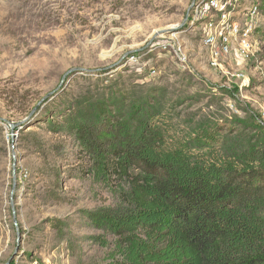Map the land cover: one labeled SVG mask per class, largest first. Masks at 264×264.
Segmentation results:
<instances>
[{"label": "rangeland", "instance_id": "rangeland-1", "mask_svg": "<svg viewBox=\"0 0 264 264\" xmlns=\"http://www.w3.org/2000/svg\"><path fill=\"white\" fill-rule=\"evenodd\" d=\"M192 2L0 0V264L118 257L116 237L89 214L123 206L128 187L93 172L72 128L80 122L89 133L100 108L125 113L139 104L189 139L215 128L246 137L247 148L264 138V122L254 121L264 85L246 87L252 100L237 101L240 114L229 110L233 86L207 64L203 28L186 19ZM174 41L190 69L177 63ZM133 55L137 63L128 62Z\"/></svg>", "mask_w": 264, "mask_h": 264}, {"label": "trees", "instance_id": "trees-1", "mask_svg": "<svg viewBox=\"0 0 264 264\" xmlns=\"http://www.w3.org/2000/svg\"><path fill=\"white\" fill-rule=\"evenodd\" d=\"M133 106L100 108L89 133L72 127L93 172L128 187L123 206L89 214L116 237L109 264H264V138L247 148L246 137L218 128L176 136L156 113Z\"/></svg>", "mask_w": 264, "mask_h": 264}, {"label": "built area", "instance_id": "built-area-1", "mask_svg": "<svg viewBox=\"0 0 264 264\" xmlns=\"http://www.w3.org/2000/svg\"><path fill=\"white\" fill-rule=\"evenodd\" d=\"M191 24L203 28V44L208 55L207 64L216 75L233 86L234 102L230 111L240 114L237 101L250 102L247 86L264 85V9L262 0H193L188 18ZM177 63L190 69L185 47L174 41L168 44ZM139 56L129 57L137 63ZM250 64L253 75L245 72L241 63ZM256 119L264 122V106ZM38 264V263H35Z\"/></svg>", "mask_w": 264, "mask_h": 264}, {"label": "water", "instance_id": "water-1", "mask_svg": "<svg viewBox=\"0 0 264 264\" xmlns=\"http://www.w3.org/2000/svg\"><path fill=\"white\" fill-rule=\"evenodd\" d=\"M192 6H193V2H192V4H191V6H190L189 10L191 9V7H192ZM189 10H188V12H187L186 19L188 18V13H189ZM12 127H13V125H12ZM6 264H10V261H8Z\"/></svg>", "mask_w": 264, "mask_h": 264}]
</instances>
